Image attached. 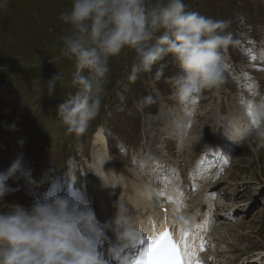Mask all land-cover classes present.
<instances>
[{"label": "rangeland", "instance_id": "374dc122", "mask_svg": "<svg viewBox=\"0 0 264 264\" xmlns=\"http://www.w3.org/2000/svg\"><path fill=\"white\" fill-rule=\"evenodd\" d=\"M185 3L187 11L229 22L226 31L233 33L235 43L224 52L226 66L222 85L205 89L182 105L173 96L171 84L166 82L167 77L180 71L172 58L162 61L168 67L159 81L154 79V67L151 73H141L135 83H130L128 77L136 54L126 47L109 59L110 72L99 115L88 131L77 137L67 134L66 126L57 117V108L67 93L76 91L72 85L75 63L62 55L60 40L67 26L59 15L70 8L71 0H9L7 10L0 11V170L8 168L18 156L26 162L27 154L40 164L54 158V169L60 165L66 168L73 157L79 185L84 186L72 191L78 183L71 185L69 172L64 176L66 185L56 173L51 178L54 169L49 163L43 183L40 180L30 189L18 188L9 194L13 197L5 199V203H19L30 209L34 202L44 201L52 191L59 196L74 194L79 198L85 191L94 210L95 200L101 204L97 192L105 183L100 181L99 188L92 185L93 149H103L102 145H96L94 133L102 129L109 140L108 153L110 148L114 152L107 155L104 161H109L104 163L116 169L112 180L122 187V192L115 194L110 203L114 209H124L131 221L130 211L139 208L137 216L157 225L156 216L163 214L158 207L165 206V193L171 191L181 199V209L205 224L202 238L207 251L202 257L203 264H249L250 259H253L251 264H264V0H185ZM59 72L62 79L49 95L47 81ZM254 88L263 100L258 108L251 110L255 118L249 117L250 112L247 133H237L236 140L226 142L231 139L230 133L237 131L236 107L249 99V92ZM149 95L155 102L143 103V98ZM158 118L160 121L154 120ZM164 118L189 122L176 126L177 133L170 126L168 130ZM214 151L221 152L220 158H212ZM224 159L228 160L227 164L223 163ZM197 170H207V174L217 178L204 179ZM156 181L164 189H148L154 196L160 192L154 205L144 203L145 206L134 208L137 194ZM8 183L17 188L11 185V179ZM88 187L93 188L92 197ZM195 194L202 200L222 196L225 201L222 207H210L207 203L196 207ZM103 205L95 215L100 212L96 220L101 240L107 238L101 241L105 247L111 233L103 217ZM229 206L232 209L228 210ZM6 210L0 207V211ZM193 223L188 228L195 229L197 225ZM104 226L108 227L105 233ZM169 230L177 231L179 225L171 224ZM98 237L97 232L96 242ZM107 256L110 261L120 263L116 254L109 251Z\"/></svg>", "mask_w": 264, "mask_h": 264}, {"label": "clouds", "instance_id": "9594fccd", "mask_svg": "<svg viewBox=\"0 0 264 264\" xmlns=\"http://www.w3.org/2000/svg\"><path fill=\"white\" fill-rule=\"evenodd\" d=\"M8 5L9 0H0V11H6ZM186 9L185 0H71L70 8L59 15L67 26L60 37L61 52L75 63L72 85L76 91L67 93L57 108L67 134L83 136L99 115L109 59L126 47L136 54L130 83H135L141 73H151L154 67V79L159 81L168 67L162 61L172 58L180 71L167 77L166 82L182 105L203 90L222 85L224 52L235 43L233 33L226 31L229 22ZM61 79L59 72L47 81L49 95ZM142 102L152 104L155 100L149 95ZM21 177L37 183L20 156L0 170V207L7 209L0 211V264H107L85 234V229L101 231L92 208L82 209L69 198L55 194L50 200H37L30 209L5 203L7 195L19 190L8 181ZM116 224L123 228L121 238L135 245L138 234L119 208ZM131 261L128 257L122 264Z\"/></svg>", "mask_w": 264, "mask_h": 264}, {"label": "bare ground", "instance_id": "6f19581e", "mask_svg": "<svg viewBox=\"0 0 264 264\" xmlns=\"http://www.w3.org/2000/svg\"><path fill=\"white\" fill-rule=\"evenodd\" d=\"M256 97H258L260 100H258ZM261 97L262 96H258L257 95V88H254V89H252L249 92V99L248 100L244 101V100L241 99L242 101L239 102V105L236 107V113L234 115L235 120H236L235 123L237 125V128H236L237 131H236V133H230V134H232L231 135V139H230V141L227 140L226 142H231L232 139L236 140L237 139V133L238 134L247 133V130L249 128V124H248L249 117L255 118V112H252V111L255 109L254 107L258 108L260 106V105L258 106V104L263 101V100H261ZM255 100H257V101H255ZM250 112H251V114H250ZM249 114H250V116L248 117ZM154 120L160 121L159 118L158 119H154ZM164 121L167 122L166 126H168V130H169V126H170L172 131H176L177 129L175 127L180 125V123H182L183 121L189 122L188 120H183V119H179L178 121L175 120V122H174L172 120H167L166 118H164ZM243 123H245V125H246L245 127H244ZM168 130L167 131L165 130L166 133H169ZM176 132L178 133V131H176ZM207 141H209V140H207ZM95 143H96V145H102L103 149L102 148L101 149H93L94 150L93 151V157H94L93 167H94L95 171H94V175H93V184L92 185L95 186L96 188H99V186H102V184H100V181L105 182L104 185L102 186V188L100 190H98L97 195H98V198L101 201V204L104 203V205H103V209H104L103 217L106 219V222L108 223L111 236H110V238L108 240L107 246L104 247V246H102V242L101 241H106L107 238L105 240H101V235H100L99 232H98L99 237L97 239V242H96V236H97L96 232H91V231H88L87 229H85V234L93 242V244L96 247V249H97L98 253L100 254V256L104 252H106V249H109V251L113 255L116 254V256H118L120 251L123 248L128 247L126 250H130V251L125 256H127V255H129V253H131L133 255V258L136 259L139 256V253H140L143 245L148 243V240H152V239H155L157 237H160L165 232L166 229H170L171 228V224H173V226H174V223H176V224L179 225V230L175 231L176 229L174 228L175 230L173 232H171L172 233L171 235L174 238V242H176L178 244V246H179V242L181 241L182 238H184V231L183 230H188L187 239L189 240L190 243L194 242L195 251L197 252V257H194V260L198 259L200 262H202L203 261L202 257L204 256V254L207 251L205 249V244L204 243H203V248L201 249V240L204 242V238H202L203 237L202 236L203 235V231L206 230L205 224H203L202 222H199V219H197V217L195 218L190 213H187L184 209H181V207L179 205L182 202L181 199H179L178 197L173 196L171 191L170 192L167 191L168 193H165V195L167 197V200H166V202H164V205L166 207L165 206L158 207V209L162 210V212H163V214H158L156 216V219H159V221H158L159 223L156 222V223H158L157 224L158 226L156 224L152 225L150 223V221L147 222L146 221V219H147L146 217L145 218L144 217L141 218V217L137 216V212H138L139 208L137 210L133 209V210L130 211V214L133 215V219L130 222L134 226V228H135V230H136V232L138 234V240H137L136 244L133 245L130 242H128L126 240H123L121 238V233L123 232V228H121L120 226H118L116 224V218H117L118 210L114 209L110 205V203L113 201V197H114L115 194H119V192H122V187H119L118 185H115L113 183L112 176H113L114 172L110 168V166L107 167L108 163H106V164L104 163L105 162L104 160H105V158L108 155V147H107L108 143H107V139H106L105 134H104L102 129H100V131H98V133L95 134ZM220 153H221L220 151L219 152L218 151L217 152L214 151L212 153V158L213 157L220 158ZM206 156H208V155L206 154ZM205 161H206V159H205ZM73 170H74V164H73V160L71 159L70 163H69V168L65 171L64 176L69 172L68 173V177L71 180V185L72 186H74L76 184V181H77V177H76V175H75ZM197 174L199 175V177L202 176L204 179L207 178V179L211 180V179H213V177L217 178L216 175L207 174V170H204L203 172H200L199 170H197ZM199 177H197V178H199ZM65 179H66V177H65ZM214 186L215 185H213V187ZM153 187H155V185H149L147 188L144 187V190L141 193L139 192L141 190L138 189V192L140 194H137L138 201L134 204L135 205L134 208L136 206H140V205L145 206L146 203L151 205V204H153L154 200H156L157 198L160 197L159 196L160 192H158V193L156 192L157 193L156 196H154L153 193H149L150 190H149V192H147L148 189L153 188ZM199 187H201V186H199ZM208 189H211V186ZM53 194H55L53 191L50 192L47 195V198H45V199L50 200L51 196ZM61 197L69 198L72 201V203L79 205L82 209L86 208V207H90L91 208V206H89L88 200L86 198V192L85 191L83 192V194H82V196L80 198L78 196L74 195V194H65V195H63ZM195 199L198 200V201L199 200L202 201V204H201L200 201L198 202ZM202 199H201V197L198 194H195L193 196V200L196 201V203H197L196 207H198L200 205L205 206L206 205L205 203H207V205L210 206V207L211 206L222 207V205H223V203L225 201L222 196L207 197V199H204V200H202ZM213 202H215V203H213ZM186 205H188V202L186 203ZM230 209H232V207L229 206L228 210H230ZM121 210H122V214L125 216V214L127 212L124 209H122V208H121ZM194 215H196V214H194ZM95 216H96V219H98L97 215H95ZM181 217H183L184 219H181ZM149 219H150V217H149ZM193 221H195L197 226L198 225H202V227L199 228V229L196 227L193 230L188 228L189 226H192ZM111 240H114V241L111 242L110 245H109V241H111ZM141 240H144V243H141ZM212 250H213V248H212ZM107 254H109V252L105 254L106 257L104 258V260L107 261V264H118L116 260L110 261L107 258L108 257ZM244 263H247V262H241L239 264H244Z\"/></svg>", "mask_w": 264, "mask_h": 264}, {"label": "snow or ice", "instance_id": "6c2138e0", "mask_svg": "<svg viewBox=\"0 0 264 264\" xmlns=\"http://www.w3.org/2000/svg\"><path fill=\"white\" fill-rule=\"evenodd\" d=\"M223 163L227 164L228 160L224 159ZM221 171H223V168H221ZM181 219L184 218L181 217ZM201 227L202 225L197 226L198 229ZM183 231L184 238L179 242V246L173 241L168 231H165L155 240H148V244L139 253L140 259L133 258L131 264H144L145 261H149L151 264H202L198 259L194 260V257H197L195 244L194 242L190 243L187 239L188 230ZM141 243H144V240H141ZM202 248L203 241L201 240Z\"/></svg>", "mask_w": 264, "mask_h": 264}]
</instances>
